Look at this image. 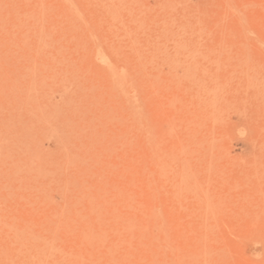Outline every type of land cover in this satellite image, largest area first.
Listing matches in <instances>:
<instances>
[{
    "label": "rangeland",
    "instance_id": "obj_1",
    "mask_svg": "<svg viewBox=\"0 0 264 264\" xmlns=\"http://www.w3.org/2000/svg\"><path fill=\"white\" fill-rule=\"evenodd\" d=\"M0 264H264V0H0Z\"/></svg>",
    "mask_w": 264,
    "mask_h": 264
}]
</instances>
